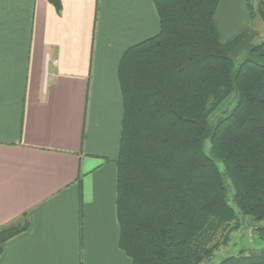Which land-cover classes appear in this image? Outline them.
Returning a JSON list of instances; mask_svg holds the SVG:
<instances>
[{"label":"trees","instance_id":"1","mask_svg":"<svg viewBox=\"0 0 264 264\" xmlns=\"http://www.w3.org/2000/svg\"><path fill=\"white\" fill-rule=\"evenodd\" d=\"M47 1L61 12V0ZM152 1L158 31L127 47L117 68L118 245L130 264H201L242 226L264 240V39L236 65L230 53L246 30L220 39L223 0ZM232 92V109L220 110ZM28 226L0 227V254ZM217 264H264V247Z\"/></svg>","mask_w":264,"mask_h":264},{"label":"crops","instance_id":"2","mask_svg":"<svg viewBox=\"0 0 264 264\" xmlns=\"http://www.w3.org/2000/svg\"><path fill=\"white\" fill-rule=\"evenodd\" d=\"M243 1L218 6L231 30ZM61 2L57 14L47 0H0V227L29 220L0 264H130L115 204L117 68L158 15L152 0Z\"/></svg>","mask_w":264,"mask_h":264},{"label":"rangeland","instance_id":"3","mask_svg":"<svg viewBox=\"0 0 264 264\" xmlns=\"http://www.w3.org/2000/svg\"><path fill=\"white\" fill-rule=\"evenodd\" d=\"M243 2V6H245L246 9V3L249 2L253 5L254 10L258 11L260 5L259 0H244ZM247 14L248 17H246ZM227 19V15L224 11H221L220 9L218 10V12L216 11L215 20L220 39L222 41L226 42L238 33L246 30L245 34L240 38L239 42L230 53V56L233 58L235 64L237 65L243 59L251 55V47L253 45L264 39V23L261 17L257 15L254 17V19H250L249 13L248 11L246 12V10L244 11L242 17L239 18L237 26H235V28L232 30L227 23ZM235 101V92H232L229 98L224 101L219 109L229 111L230 109H232ZM220 110H216L214 116H216L217 113H220ZM208 150L209 142L206 141L204 144V151L208 152ZM216 163L218 168L222 170V163L218 160L216 161ZM255 247H264V240L259 238V236L251 226L245 225L242 226L239 231L232 233L230 240L226 244L221 245L217 250H215L210 258H208L201 264H217L222 258L229 254H236L241 249H243L244 251H248V249Z\"/></svg>","mask_w":264,"mask_h":264},{"label":"water","instance_id":"4","mask_svg":"<svg viewBox=\"0 0 264 264\" xmlns=\"http://www.w3.org/2000/svg\"><path fill=\"white\" fill-rule=\"evenodd\" d=\"M258 13L264 23V11L260 7L258 8Z\"/></svg>","mask_w":264,"mask_h":264}]
</instances>
